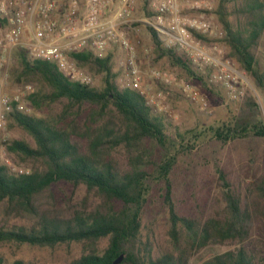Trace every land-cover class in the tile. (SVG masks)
<instances>
[{"label":"trees","instance_id":"1","mask_svg":"<svg viewBox=\"0 0 264 264\" xmlns=\"http://www.w3.org/2000/svg\"><path fill=\"white\" fill-rule=\"evenodd\" d=\"M214 14L224 31L219 44L227 58L263 89L257 53L264 0H217ZM147 29L160 57L201 80L187 59L163 47L156 31ZM67 56L100 76L101 85L72 81L54 61L31 59L22 47L14 51L11 82L36 89L25 97L31 114L13 109L6 118L7 129H21L31 140L5 144L9 158L26 171L13 172L0 163V264H28L7 257L11 248L54 250L72 244L81 252L63 264H114L120 255L119 264H190L194 252L210 245L230 249L202 264H264V125L257 103L245 97L227 120L169 136L162 115L153 113L141 94L119 87L111 53L98 55L85 47ZM205 143L252 146L237 168L214 163L215 201L221 207L180 215L172 201L171 174L178 158L191 161ZM157 188L166 217L162 242L147 216Z\"/></svg>","mask_w":264,"mask_h":264},{"label":"built area","instance_id":"2","mask_svg":"<svg viewBox=\"0 0 264 264\" xmlns=\"http://www.w3.org/2000/svg\"><path fill=\"white\" fill-rule=\"evenodd\" d=\"M135 1L0 0V15L6 19L7 26L0 49L9 52L22 47L29 58L52 60L70 80L90 85L92 78L78 69L67 53L90 47L102 55L116 47L123 59L122 87L136 90L153 111L165 110L157 102L164 100V96H152L143 87L136 50L125 31L126 26L134 22L131 14ZM149 3L156 22L148 19L145 22L153 26L164 47L180 53L196 72L206 74L210 83H223L230 98L242 97L243 91L235 86V80L222 61L219 41L224 31L214 14L217 0H150ZM27 30L31 32V39L23 41ZM197 35L210 42H204ZM150 77L164 85L174 82L171 74L157 70L151 71ZM179 86L192 103H197L201 110L206 109L204 99L192 85L181 82ZM33 91L32 85L25 84L11 95L0 93V163L9 168L12 163L5 150L7 114L13 109L31 114L25 97Z\"/></svg>","mask_w":264,"mask_h":264},{"label":"rangeland","instance_id":"3","mask_svg":"<svg viewBox=\"0 0 264 264\" xmlns=\"http://www.w3.org/2000/svg\"><path fill=\"white\" fill-rule=\"evenodd\" d=\"M149 2L150 0H148L147 4L144 3V0L135 1V10L131 14L134 22L126 26L125 31L136 50L143 87L147 88L148 93L152 96L158 97L159 94L164 96V100L157 102L165 110H155L153 113L162 115L165 121L166 134L175 136L177 133H182L192 128H199L213 124L216 121L227 120L239 111L245 97H250L257 103L259 119L264 125V88L259 89L251 77L242 71L236 62L227 58V49L224 45L220 44L222 61L226 63L231 77L235 80V86L239 91H243L242 97L230 98L229 91L223 83H210L206 74L196 72L193 67V70L201 77V80L188 77L172 65L167 58L160 57L155 52L150 32L147 29L148 26L151 28L153 26L145 22L147 19L151 23L156 22V16L147 15V13L152 14L149 9ZM6 30V24L0 25V40L4 37ZM30 39L31 32L27 30L23 41ZM161 44L163 45L162 42ZM16 48H12L9 52H4L0 49V93L11 95L20 86L27 84L14 85L10 80L9 73L15 64L14 51ZM175 52L180 55L176 50ZM110 53L112 55L113 69L119 73L118 85L122 87L124 84L121 66L123 60L122 54L116 47H113L102 55ZM257 54L260 64L264 66V35L262 36ZM77 68L92 78L90 85H101L100 76H94L86 70ZM153 70L171 74L174 82L164 85L158 81H154L150 77V72ZM181 82L192 85L199 92L206 103L205 110H201L197 103H192L186 97L179 86ZM28 84L32 85L35 91V85ZM5 135L7 140H31L21 129H7V124ZM251 146L247 143H234L225 146L216 143H205L196 151V157L192 156L191 161L185 155L178 158V163L171 174L172 201L178 214L198 216L203 212H210L214 208L217 209V206L221 207V204L215 201V199L218 201L217 195L219 191L216 187L217 176L214 171V163L217 162L225 166L231 163L234 168H237L239 164H242L239 162L245 161V157L251 150ZM260 148H264V142H261ZM115 155L117 157L122 156L121 152H117ZM9 159L12 163V167L10 166L11 171L24 172L27 170L24 164L16 163L13 159ZM161 192L159 188L155 189L153 203L147 210V216L149 219L148 224L159 235L158 239L162 242L164 241L166 217L162 205ZM105 244L106 241H102L100 247H105ZM228 249L230 247L226 245L207 246L192 254L190 264H202L208 259L226 252ZM80 252V246L72 244L69 247H60L54 250L29 247L11 248L6 250L5 254L9 258L14 256L21 257L28 264H63L72 258L78 257Z\"/></svg>","mask_w":264,"mask_h":264},{"label":"water","instance_id":"4","mask_svg":"<svg viewBox=\"0 0 264 264\" xmlns=\"http://www.w3.org/2000/svg\"><path fill=\"white\" fill-rule=\"evenodd\" d=\"M122 259H123V256L120 255L119 258L116 261H114V264H119L122 261Z\"/></svg>","mask_w":264,"mask_h":264}]
</instances>
